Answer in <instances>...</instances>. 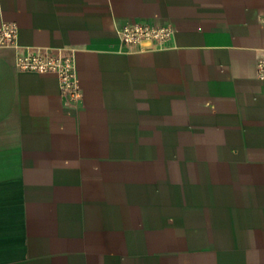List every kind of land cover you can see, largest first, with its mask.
Wrapping results in <instances>:
<instances>
[{"label": "crops", "instance_id": "1", "mask_svg": "<svg viewBox=\"0 0 264 264\" xmlns=\"http://www.w3.org/2000/svg\"><path fill=\"white\" fill-rule=\"evenodd\" d=\"M171 25L164 50L118 30ZM75 49L84 99L0 48V264H264V0H0Z\"/></svg>", "mask_w": 264, "mask_h": 264}, {"label": "built area", "instance_id": "2", "mask_svg": "<svg viewBox=\"0 0 264 264\" xmlns=\"http://www.w3.org/2000/svg\"><path fill=\"white\" fill-rule=\"evenodd\" d=\"M122 50L134 53L143 50H164L175 37L171 25L132 23L118 30ZM0 48L17 51V67L24 72L55 74L59 77L62 98L68 106H80L84 94L79 82L75 49H51L23 47L19 28L8 24L0 30ZM258 77L264 81V52L258 59Z\"/></svg>", "mask_w": 264, "mask_h": 264}]
</instances>
